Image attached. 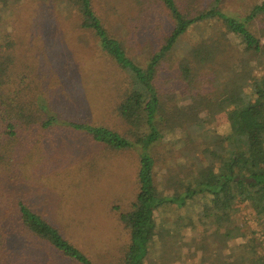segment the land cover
Wrapping results in <instances>:
<instances>
[{
	"label": "rangeland",
	"instance_id": "obj_1",
	"mask_svg": "<svg viewBox=\"0 0 264 264\" xmlns=\"http://www.w3.org/2000/svg\"><path fill=\"white\" fill-rule=\"evenodd\" d=\"M177 1L184 13L196 15L210 9L215 0ZM263 3L223 0L221 9L244 18ZM95 6L142 66L161 49L173 28L168 11L157 0H95ZM80 20L78 10L65 0H0V60L12 58L14 77L18 85L23 82L24 96L42 97L48 115L59 121L23 143L11 142L3 132L0 135L6 146L2 156L8 160L0 168V210H8L0 216V264H71L46 243L22 233L18 201H28L60 227L93 264H121L130 243L120 215L132 209L139 193L142 152L137 148L112 151L70 125L101 126L127 134L130 128L118 108L131 86L130 72L117 66L95 35L80 27ZM251 30L264 44V14ZM205 46L214 59L199 68L201 75L190 83L182 77L180 63L197 58ZM161 68L158 88L169 118L161 125L164 138L152 154L159 167L160 193L172 197L183 194L189 184H200L201 169L218 170V161L213 168L209 152L223 144L227 123L225 113H211L206 105L186 119L182 110L193 107L199 93L215 100L217 93L240 78L263 77L264 50L248 51L223 23L214 20L193 27ZM210 198L197 194L185 206L161 210L159 235L148 264H239L243 255L245 264L253 263L242 246L251 241L253 231L262 241L264 234L252 211L241 206L231 222L247 237L232 240L229 221L217 216ZM259 253L264 257V246Z\"/></svg>",
	"mask_w": 264,
	"mask_h": 264
},
{
	"label": "trees",
	"instance_id": "obj_2",
	"mask_svg": "<svg viewBox=\"0 0 264 264\" xmlns=\"http://www.w3.org/2000/svg\"><path fill=\"white\" fill-rule=\"evenodd\" d=\"M14 1L23 3L28 0ZM29 1L46 3L49 0ZM65 1L78 10L80 27L95 35L103 50L120 69L130 72L131 86L118 108L120 118L130 128L127 134L107 127L70 124L77 131L87 132L93 141L108 146L112 151L127 152L137 148L142 152L139 193L132 209L120 215L121 223L130 234V243L121 264H148V255L159 235L161 210L168 205L185 206L197 194H209L213 211H216L219 218H227L229 221V236H232V240L247 237L231 222L239 214L241 206L252 211L264 234V76H253L252 80L250 75L240 78L234 86L217 93L215 100L199 93L195 97L196 104L188 110H182L181 116L185 119L190 116L189 113L195 114L203 105L211 113H225L227 116L223 144L217 146L214 152H209L213 158V168H216V161L219 168L211 171L209 168L201 169L200 184H189L183 194L172 197L161 195L156 181L159 167L152 154L153 148L164 138L161 125L169 118L158 88L162 76L161 67L169 60L175 46L193 27L215 20L223 23L227 33L246 46L248 51L262 53L263 38L257 37L251 25L264 14V3L255 6L248 16L238 18L221 9L223 0H215L210 9L201 10L196 15L184 13L177 0H157L168 11L173 28L161 49L150 58L148 64L142 66L131 57L124 39L108 28L105 19L97 13L95 0ZM213 59V51L205 46L200 49L197 58L182 60V77L195 83V79L201 75L199 68H206ZM13 65L14 61L10 57L8 60H0V128L4 129L0 135L3 132L11 142L19 140L23 143L34 137L39 130H47L59 121L48 115L42 97H31V94L24 96V90L21 89L23 82L18 85ZM3 150H6V146L0 137V168L8 161L5 155L2 156ZM0 207H3L2 202ZM16 207L24 235L46 243L61 260L71 264H93L60 227L47 221L31 203L18 201ZM3 210L6 213L0 210V216L8 213V210ZM257 234L253 231L251 241L242 248L246 249L247 258L253 260L252 264H264V257L258 254L264 241ZM245 260L246 256L243 255L239 264H245Z\"/></svg>",
	"mask_w": 264,
	"mask_h": 264
}]
</instances>
